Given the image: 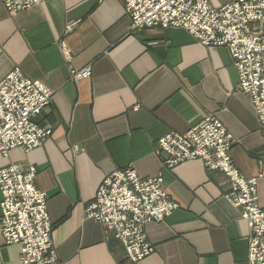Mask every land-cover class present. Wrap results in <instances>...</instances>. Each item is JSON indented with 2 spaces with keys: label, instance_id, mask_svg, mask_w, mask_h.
<instances>
[{
  "label": "crops",
  "instance_id": "obj_1",
  "mask_svg": "<svg viewBox=\"0 0 264 264\" xmlns=\"http://www.w3.org/2000/svg\"><path fill=\"white\" fill-rule=\"evenodd\" d=\"M70 64L91 65L92 76L70 80ZM16 66L54 91L36 118L53 132L28 152L0 154V167H37L62 264H248L250 229L225 197L226 175L201 159L166 169L155 152L166 133L185 132L213 114L237 139L231 155L242 174L260 171V125L250 96L237 89L227 46H205L180 27L131 32L125 0H46L15 15L0 1V80ZM74 144L84 150L74 152ZM129 165L143 177L162 171L169 198L180 204L146 225L155 251L137 263L112 231L82 215L105 176ZM258 197L264 207V177ZM20 254V245L6 244L0 233V264H23Z\"/></svg>",
  "mask_w": 264,
  "mask_h": 264
},
{
  "label": "built area",
  "instance_id": "obj_2",
  "mask_svg": "<svg viewBox=\"0 0 264 264\" xmlns=\"http://www.w3.org/2000/svg\"><path fill=\"white\" fill-rule=\"evenodd\" d=\"M10 14H18L46 0H0ZM130 30L180 27L205 46L229 48L238 72L237 89L248 94L254 105L264 148V0H229L214 6L210 0H125ZM80 20L68 23L71 32ZM62 52L70 63L71 52L63 40ZM92 66L77 69L70 64V80L92 76ZM54 91L42 81L24 74L19 66L0 80V154L12 150L28 152L42 145L52 134L36 118L52 103ZM137 105L134 111L139 110ZM237 139L213 114L185 132L170 131L155 148L163 168L201 159L209 170L223 172L229 184L225 197L247 221L248 264H264V207L258 200L259 179L264 177V149L261 169L245 177L235 165L231 149ZM74 152L84 150L79 144ZM37 167L10 163L0 167V233L6 244H19L23 264H62L52 241L53 224L47 209V192L35 184ZM180 204L170 199L162 171L141 176L133 165L114 170L101 182L92 201L83 206L84 219L104 226L123 243L128 259L140 262L155 251L146 225L161 222Z\"/></svg>",
  "mask_w": 264,
  "mask_h": 264
}]
</instances>
